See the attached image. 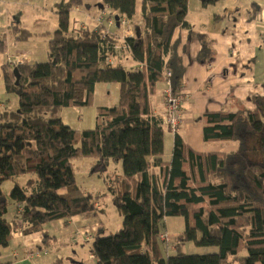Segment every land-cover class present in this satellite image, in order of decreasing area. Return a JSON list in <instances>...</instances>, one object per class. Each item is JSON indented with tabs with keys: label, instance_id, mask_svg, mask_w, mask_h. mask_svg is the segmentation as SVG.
Wrapping results in <instances>:
<instances>
[{
	"label": "trees",
	"instance_id": "obj_1",
	"mask_svg": "<svg viewBox=\"0 0 264 264\" xmlns=\"http://www.w3.org/2000/svg\"><path fill=\"white\" fill-rule=\"evenodd\" d=\"M86 1L57 2L46 61L15 66L18 85L15 67L2 66L0 256L14 235L41 232V244L48 246V223L98 217L99 192L81 187L72 165L77 158H94L122 218L120 230L102 236L99 228L92 235L95 264H228L229 258L264 264V96L251 99L253 109L207 111L195 119L205 142L235 141L236 151H195L180 132L184 67L171 42L177 28H190L188 0H142L139 23L132 21L136 0ZM73 9L83 21H71ZM83 9L94 10L93 18ZM123 22L133 28L126 38L120 37ZM18 26L8 31L13 40H34ZM3 43L2 38L0 51ZM127 55L129 66L121 63ZM167 71L170 98H178L180 107L174 133L152 104L155 85ZM98 83L119 84L117 105L96 108L91 129L63 124L60 110L90 105ZM165 128L173 135L169 160L163 159ZM116 162L120 172L110 169ZM168 216L185 220L177 246L193 242L218 251L165 257L158 235Z\"/></svg>",
	"mask_w": 264,
	"mask_h": 264
},
{
	"label": "crops",
	"instance_id": "obj_2",
	"mask_svg": "<svg viewBox=\"0 0 264 264\" xmlns=\"http://www.w3.org/2000/svg\"><path fill=\"white\" fill-rule=\"evenodd\" d=\"M0 0V39H4L2 51H0V98H5L3 87L2 66L9 60H20L22 63H36L46 61L47 44L32 41H15L8 31L11 27L20 26L21 7L28 8L34 0ZM94 1V0H88ZM197 1V4H196ZM220 13L209 15L207 20L199 22L190 28H177L172 36L171 42L175 45L177 54L182 59L184 67L183 81L180 85V92L184 93L182 113L187 118L181 125L180 131L184 141L197 152H234L238 149V142L220 141L205 142L202 139V124L195 119L204 112L230 111L235 107L233 103L245 101L249 109H253L251 99L264 96V0H224ZM215 0H202V11L208 9L207 3ZM95 2L93 5H96ZM142 0L135 1L134 23H139L141 15ZM192 4V6H191ZM199 5L198 0H188V11H193ZM19 11V12H16ZM94 11V10H93ZM93 11L84 9L82 14L93 18ZM195 35L191 38L190 33ZM122 33V34H121ZM120 37H128L132 34L127 25L123 24ZM119 37V38H120ZM128 55L121 61L129 66ZM114 63V60H113ZM164 82L155 85L153 98V110L155 114H162L164 111V97L162 94ZM118 83H98L94 87L92 99L98 98L99 94L107 97V104L96 105L99 107L116 106L119 100ZM229 95L232 98L229 99ZM4 102L0 103V109ZM170 132V131H169ZM171 133V132H170ZM169 142L168 152L172 138ZM121 178V174H119ZM14 214V213H13ZM80 221L69 222V227L64 226V220L52 221L57 225L62 234L59 240H66L70 233L75 235H93L99 228L104 229L99 217H82ZM51 223V222H50ZM48 232V229L44 230ZM166 231V230H165ZM167 232V231H166ZM175 237L178 234H174ZM13 239L18 242L9 254L7 249L1 253L0 263L11 262V264H53L54 261H38L44 256H29L36 250H41L43 235L41 232L30 235H14ZM83 241L82 236L76 237ZM171 253L170 255H173ZM165 257L168 254H164ZM42 256V257H41Z\"/></svg>",
	"mask_w": 264,
	"mask_h": 264
},
{
	"label": "rangeland",
	"instance_id": "obj_3",
	"mask_svg": "<svg viewBox=\"0 0 264 264\" xmlns=\"http://www.w3.org/2000/svg\"><path fill=\"white\" fill-rule=\"evenodd\" d=\"M20 3V6L23 2L20 0H16ZM60 0H34L33 4H30L28 8L24 10L19 7L18 10H21L20 14V26H26L28 30L32 33L33 39L40 45V42L47 44V40L54 32L57 27V15L56 5ZM66 1V0H65ZM193 2V0H191ZM199 5L193 11H190L189 17L186 19L188 24L192 23L193 26L199 22H204L207 20L209 15L216 14L220 8H222L224 4V0H215L216 2L207 3L209 5L208 9L202 11V0H198ZM58 2V3H57ZM93 4L91 1H86L84 4ZM197 4V1H196ZM192 6V4H191ZM19 12V11H16ZM73 18H76L78 22L83 21V16L81 13L75 11L74 9L70 12V19L73 21ZM191 25V24H190ZM128 30L132 32L133 28L128 25ZM195 35L194 32L190 33L191 38ZM120 47H116L118 49ZM9 60L8 63L12 66L22 65L15 64ZM16 68V67H15ZM229 99L232 98L231 95L228 96ZM4 100V99H2ZM92 103L87 106H69L60 110L58 117L61 119L62 123L66 126L73 128L76 131H82L84 129H91L95 126L96 122V105L107 104V97L102 94H99L98 98H93ZM153 103V98H152ZM235 107H232L231 110H248L249 107L245 101H238L237 103H233ZM183 122L187 118V114L182 113ZM181 132V131H180ZM173 139V135L165 128L164 129V152L163 159L169 160L172 152V142L170 145V151L168 152L170 139ZM217 153V152H216ZM72 165L75 169V174L78 178V184L85 189H92L95 192H99L100 195L99 203H95L96 208H100L102 204L101 211L97 215L102 225L105 227L103 230V235L106 236L108 234H112L121 228L122 218L118 213L112 194L107 189V185L104 179L99 176V165L96 163V159L94 158H77L72 160ZM110 169H114L117 172L121 171L120 162L112 163L110 165ZM10 185L9 182L5 183L4 187H8ZM9 188V187H8ZM93 191V193H95ZM208 208L207 205H205ZM91 217H94L91 215ZM82 217H75L73 221H80ZM63 220V219H62ZM68 222H64L65 227H69L71 224ZM54 222L48 223L45 225V229L49 230L50 239L47 240L48 246H41L42 252L47 251V254H42L44 258L38 261H54L53 264L61 263V264H95V260L90 254L91 250V235H75L76 232L70 233L66 240H59L62 236L60 233L61 229L57 228ZM193 223L191 219V224ZM162 232L168 233L171 236V240L168 244L164 245L160 243L162 251L164 254L180 252L181 254H208V253H216L218 248L216 246H199L194 244L193 242H181L177 246V237L174 234H182L185 229V220L182 216H168L166 217L160 227ZM166 230V231H165ZM78 236H82L84 238L83 241H78ZM43 240V239H42ZM17 243L14 239L10 242V245L6 248H1L2 252L7 249V253L11 251L12 248L17 246ZM34 253H30L29 256H33ZM245 252L242 253L244 255ZM41 256V257H42ZM226 264V263H225ZM228 264H241L236 258H229Z\"/></svg>",
	"mask_w": 264,
	"mask_h": 264
},
{
	"label": "built area",
	"instance_id": "obj_4",
	"mask_svg": "<svg viewBox=\"0 0 264 264\" xmlns=\"http://www.w3.org/2000/svg\"><path fill=\"white\" fill-rule=\"evenodd\" d=\"M125 24V22H123ZM117 47V46H116ZM15 64H22V61L15 60L12 61ZM170 79H171V73L169 71L166 72L164 75V88L162 91L163 97H164V111L161 114V118L164 125H167L172 133H174L178 127L179 121H180V107H179V101L178 98H174L172 100L171 97V87H170ZM158 240L160 243L164 245L168 244L171 240V236L168 235L167 232L159 233ZM44 252L43 254H45ZM41 254V252H35L33 255L35 257H38Z\"/></svg>",
	"mask_w": 264,
	"mask_h": 264
},
{
	"label": "water",
	"instance_id": "obj_5",
	"mask_svg": "<svg viewBox=\"0 0 264 264\" xmlns=\"http://www.w3.org/2000/svg\"><path fill=\"white\" fill-rule=\"evenodd\" d=\"M114 19H115V25H116L117 27H119V22H118V19H119V18H118V16H115ZM13 73H14L15 78H16L15 84L18 85L19 73H18L17 68H14V69H13Z\"/></svg>",
	"mask_w": 264,
	"mask_h": 264
},
{
	"label": "clouds",
	"instance_id": "obj_6",
	"mask_svg": "<svg viewBox=\"0 0 264 264\" xmlns=\"http://www.w3.org/2000/svg\"><path fill=\"white\" fill-rule=\"evenodd\" d=\"M36 252H41V254H43L44 252H46L45 254H47V251L42 252V250H36Z\"/></svg>",
	"mask_w": 264,
	"mask_h": 264
}]
</instances>
